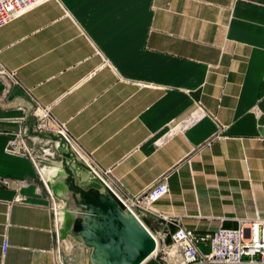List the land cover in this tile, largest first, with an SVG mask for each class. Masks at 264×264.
I'll use <instances>...</instances> for the list:
<instances>
[{
	"label": "crops",
	"instance_id": "crops-1",
	"mask_svg": "<svg viewBox=\"0 0 264 264\" xmlns=\"http://www.w3.org/2000/svg\"><path fill=\"white\" fill-rule=\"evenodd\" d=\"M0 68L16 80L0 81V264H58L49 197L6 150L31 135L28 96L123 195L165 176L154 209L195 235L264 220V0H49L0 28Z\"/></svg>",
	"mask_w": 264,
	"mask_h": 264
},
{
	"label": "built area",
	"instance_id": "built-area-1",
	"mask_svg": "<svg viewBox=\"0 0 264 264\" xmlns=\"http://www.w3.org/2000/svg\"><path fill=\"white\" fill-rule=\"evenodd\" d=\"M46 1L49 0H0V28ZM0 81L5 90L16 84L13 73L6 72L2 68H0ZM28 98L31 108L30 116L33 119L31 135H26L25 131H22V134L16 135V138L9 143L6 150L17 155L26 154L28 157H34L32 150L27 148L25 140L38 146L39 154L35 157L38 162L33 158H30V161L49 197L56 263L66 264L61 262V254L67 256L63 252L65 248L62 246L61 238L60 215L63 206L56 204L52 199L40 175L44 166L38 167L37 163L47 161L49 157H59L57 153L59 146L66 145L72 155V161L82 165L89 174V178L107 189L146 230L154 242L156 252H153L151 259L156 260V264H264V220L243 221L235 228L218 227L210 234L195 235L191 230L185 229L178 218L167 217L154 209V204L168 192L165 176L158 178L153 185L137 195H123L109 170L98 167L91 157L77 147L68 135L64 124L52 117L50 107L40 105L29 96ZM190 122H193V119L189 117L182 123H178L176 127L182 130ZM1 183L8 185L7 181H1ZM15 201L19 199L16 198ZM146 218L159 228L153 230L149 227L146 224ZM199 245L207 247V253H202ZM7 247L6 240H2V254ZM71 259L68 258V264H74Z\"/></svg>",
	"mask_w": 264,
	"mask_h": 264
},
{
	"label": "water",
	"instance_id": "water-1",
	"mask_svg": "<svg viewBox=\"0 0 264 264\" xmlns=\"http://www.w3.org/2000/svg\"><path fill=\"white\" fill-rule=\"evenodd\" d=\"M57 151L60 166L45 183L60 187V218L69 219L66 234L88 250V264H145L155 249L146 230L87 172L86 176L82 169L75 171L78 163L72 161L66 145ZM81 182L89 184L83 187Z\"/></svg>",
	"mask_w": 264,
	"mask_h": 264
},
{
	"label": "rangeland",
	"instance_id": "rangeland-1",
	"mask_svg": "<svg viewBox=\"0 0 264 264\" xmlns=\"http://www.w3.org/2000/svg\"><path fill=\"white\" fill-rule=\"evenodd\" d=\"M44 137V136H43ZM45 137H47V136H45ZM26 144V146H27V148H30L31 150H33V147H35V145L34 144H32L30 141H28V143H25ZM41 148V147H40ZM39 151V150H38ZM31 153H32V151H31ZM32 155H33V153H32ZM29 160H30V158H33V159H35V157H27ZM38 158H40V157H38ZM56 158H58V157H49V158H47V161H40L41 163H37V165H38V167H41V166H45L44 164H43V162H45V163H50V162H53L54 160H56ZM36 160V159H35ZM31 162V161H30ZM36 162H38V160H36ZM33 166V165H32ZM34 168V167H33ZM43 169H45L46 170V175L48 174L49 175V178L52 176V175H56V173H57V169L56 168H43ZM82 172L87 176V173H86V171L84 170V169H82ZM37 179L39 180V178L37 177ZM40 181V180H39ZM12 182H14L15 184H17V185H22L23 183H20V182H16V181H12ZM95 184V182H93V185ZM40 185H42V183H41V181H40ZM97 185V184H96ZM42 187L44 188V186L42 185ZM56 202H58V201H56ZM59 204V203H58ZM62 206H63V204H62ZM253 219H258V217H254ZM258 220H260V219H258ZM151 221V220H150ZM147 224V223H146ZM149 227H151L153 230H155V229H157V228H159L154 222H152V225L150 226L149 224H147ZM71 241V240H70ZM66 242H68V241H65V242H63L62 243V246L64 247L65 246V251L66 252H68V254H67V256L66 255H63V254H61V262H64V263H67L68 262V258H72L71 260H72V262H74V264H83L81 261H82V259L84 260V259H87V256H88V250H86L81 244H79L78 242H74V241H71L72 243H71V245H69L68 243H66ZM65 243V244H64ZM201 252L202 253H207V251H208V249H207V247H201ZM76 258H80L79 260L80 261H78V260H75ZM145 264H156V260H153V259H149Z\"/></svg>",
	"mask_w": 264,
	"mask_h": 264
},
{
	"label": "bare ground",
	"instance_id": "bare-ground-1",
	"mask_svg": "<svg viewBox=\"0 0 264 264\" xmlns=\"http://www.w3.org/2000/svg\"><path fill=\"white\" fill-rule=\"evenodd\" d=\"M44 173H46V170L45 169H43L42 171H41V174H42V176H44ZM40 174V175H41ZM46 175V174H45ZM44 179V178H43ZM157 250V249H156ZM156 251H154V253H155ZM154 253H152V255L150 256V258L149 259H151L152 258V256L154 255ZM148 259V260H149Z\"/></svg>",
	"mask_w": 264,
	"mask_h": 264
}]
</instances>
